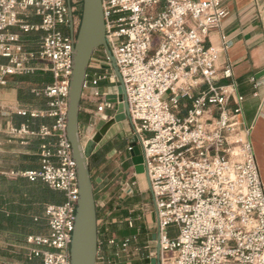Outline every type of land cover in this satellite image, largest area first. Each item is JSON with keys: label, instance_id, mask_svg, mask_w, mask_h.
Masks as SVG:
<instances>
[{"label": "built area", "instance_id": "obj_1", "mask_svg": "<svg viewBox=\"0 0 264 264\" xmlns=\"http://www.w3.org/2000/svg\"><path fill=\"white\" fill-rule=\"evenodd\" d=\"M106 44L121 76L128 105L129 154L138 147L150 182L160 245L159 264H264V182L260 177L251 129L241 128L243 97L233 84H219L217 52L205 46L210 32L226 16L221 0H101ZM73 11L68 32L67 0H0V86L7 77L49 72L51 85L37 96L44 110L19 108L16 115L50 119L37 131L27 125L17 136L38 137L40 168L11 172V179L40 180L62 196L48 204L47 236H31L30 255L42 264H71L70 244L78 201L76 165L66 138L73 46L80 16ZM31 17L39 19L31 23ZM40 34L37 49L27 51L22 35ZM30 62H39L35 69ZM92 57L83 84L84 99L95 104L81 141L91 140L113 117L101 81L112 70ZM231 78V70L222 72ZM117 94L116 85L113 87ZM121 99H118L120 102ZM84 135V136H82ZM83 144V142H82ZM134 169V168H133ZM135 183L122 189L133 194ZM176 228L173 238L169 228ZM134 238L110 237L114 256L128 250ZM153 242V241H152ZM101 241L98 242V248ZM155 258V253L149 259Z\"/></svg>", "mask_w": 264, "mask_h": 264}, {"label": "crops", "instance_id": "obj_2", "mask_svg": "<svg viewBox=\"0 0 264 264\" xmlns=\"http://www.w3.org/2000/svg\"><path fill=\"white\" fill-rule=\"evenodd\" d=\"M221 4L227 14L219 26L210 32L205 46L217 52L218 83L233 84L236 94L244 99L241 104V128L251 129L250 140L259 174L264 182V75L260 76L264 72V0H221ZM29 21L38 23L39 19L31 17ZM39 37L38 33L22 35L21 42L27 51H35ZM6 62L5 59L0 58V64H6ZM29 66L39 69L42 64L30 62ZM225 69L231 70V78L228 80L221 78ZM104 71L106 70H101L100 74H104ZM44 76L50 77L52 83L49 72L35 70L27 75L9 76L6 79L7 84L0 86V178L9 184L16 183L19 179L9 178L8 175L11 172H25L40 168V148L45 142L50 141L11 133L13 129H19L22 125H27L30 131H37L41 126L51 124L50 119H29L16 115V110L19 108L46 109L47 99L33 92L51 85L50 83L43 88L37 87ZM107 82L110 86L105 84ZM113 87L109 80L99 83L100 91L108 95L114 92ZM32 95L35 98L34 102L28 103L27 96L30 98ZM84 95L83 91L79 110V134L82 133L80 120H85L87 124L89 112L95 106L93 102L86 101ZM123 139L125 138H121ZM127 142L126 139V145ZM106 144L103 139L88 159L97 211L98 242L101 240L99 204L103 201L106 179L102 177L100 171L103 161L101 163L96 161ZM125 161L131 178L137 181L141 189V175L135 173L129 154ZM40 184L47 187L44 183ZM53 192L54 200H62L60 193ZM5 197L6 201H10L5 207L7 215H13L24 223L16 227L17 230L11 228L0 233V264H42L40 259L39 261L28 259L27 239L31 236L48 235L49 230L44 218V209L48 204L42 201L40 192H35L33 197L22 193L14 196L11 192H7ZM15 231L17 234H14ZM103 258L101 248H98L96 264H106Z\"/></svg>", "mask_w": 264, "mask_h": 264}, {"label": "water", "instance_id": "obj_3", "mask_svg": "<svg viewBox=\"0 0 264 264\" xmlns=\"http://www.w3.org/2000/svg\"><path fill=\"white\" fill-rule=\"evenodd\" d=\"M81 14L76 30L75 44L73 46V67L69 82V92L66 113V138L71 146L72 159L76 165L78 201L75 214L74 231L70 244L71 264H96L98 253V228L97 211L93 193V182L89 170L88 159L93 150L102 142L110 129L121 122L129 121L128 105L126 103L125 88L105 39V25L103 19L101 0H81ZM68 5V32L74 33L73 11L71 0ZM103 49L109 65L105 70H112L115 78L109 82L116 85L117 94L107 96L106 108L116 104V110L112 118L95 132L91 140L82 144L79 134V110L84 80L89 63L94 53ZM264 72L260 74L263 76ZM121 99L118 102V99ZM134 171L138 175H144L147 188L150 192V182L144 167L142 156L138 147H134L129 153ZM151 240L155 243V258L150 264H159L160 245L158 235L152 234Z\"/></svg>", "mask_w": 264, "mask_h": 264}, {"label": "rangeland", "instance_id": "obj_4", "mask_svg": "<svg viewBox=\"0 0 264 264\" xmlns=\"http://www.w3.org/2000/svg\"><path fill=\"white\" fill-rule=\"evenodd\" d=\"M71 3L72 7L75 8V14L78 18L81 14L82 1L71 0ZM93 58L98 59L104 66L109 65L103 49L97 50ZM105 84L110 86L108 82ZM80 121V128L83 131L86 121L82 119ZM130 133L129 122L125 121L113 126L104 137L107 143L106 146L110 150L100 167L102 177L106 179V183L103 190V201L99 204V222L101 227L100 248L104 257L103 262L106 264H150L149 259L155 253V243L152 242L151 235L156 232V214L151 195L145 183L144 175L140 176L141 189H139L137 181L133 177L131 178L125 161L128 157V153L126 152V139L129 142ZM82 138L84 144L85 139L84 137ZM121 138H125L123 139V147L118 148L119 143H121ZM132 182L135 183L133 194L126 196L122 189L126 184ZM123 212L126 213L124 217H122ZM134 221L138 224L135 230L134 242L136 243H132L126 252L119 253L118 257H115L113 249L106 246V240L110 237H117L116 231L128 234L131 226H134ZM141 228H143V231ZM175 234L176 228H169L168 237L173 238Z\"/></svg>", "mask_w": 264, "mask_h": 264}, {"label": "trees", "instance_id": "obj_5", "mask_svg": "<svg viewBox=\"0 0 264 264\" xmlns=\"http://www.w3.org/2000/svg\"><path fill=\"white\" fill-rule=\"evenodd\" d=\"M50 83H51L50 77L44 76L42 81L38 82L37 87L43 88L44 86ZM32 97L28 98L27 96L28 103L34 102L35 98L33 95ZM123 143L124 140H121V143H119L118 148H122ZM109 150L110 149H108L107 146L103 148L100 151L96 162L101 163L104 160L105 156L108 154ZM89 170H90V166H89ZM37 183H39V185H36ZM40 183H42L40 180L30 182L26 178H19L16 183L9 184L3 178H0V233L5 232L6 230H10L11 228L17 230L16 227L18 228L20 225H23L24 223L23 220L16 218L13 215H7V213L5 212V207L7 206V203H10V201H6L5 199L6 198L5 195L7 194V192L8 193L11 192V194L14 196L22 193L30 197H33L35 195V192L38 193L40 192L41 199L46 204H60L62 202V200L60 199L54 200L55 193L52 190H49L47 187L41 185ZM36 186H38V188H36ZM124 216H126L125 212L122 213V217ZM137 226H138L137 222L134 221V226H131V230L128 234L120 233V231H116L117 232L116 238L118 240H124L127 238L135 239V235H136L135 230L137 229ZM116 228H118V226H116ZM141 230L143 231V228H141ZM14 234H17V231H15ZM132 243H136V242L134 241L131 242V245ZM31 249L32 247L29 245V249L26 251L28 259L31 261H37V260L39 261L40 258L30 255Z\"/></svg>", "mask_w": 264, "mask_h": 264}]
</instances>
